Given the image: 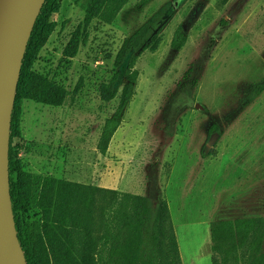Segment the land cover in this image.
Wrapping results in <instances>:
<instances>
[{
	"label": "rangeland",
	"instance_id": "obj_1",
	"mask_svg": "<svg viewBox=\"0 0 264 264\" xmlns=\"http://www.w3.org/2000/svg\"><path fill=\"white\" fill-rule=\"evenodd\" d=\"M173 16L145 52L134 96L105 156L98 142L119 99L103 85L126 37L156 12ZM87 0H61L33 71L69 92L60 107L25 100L19 158L45 176L169 205L183 264H212L214 222L264 217V0H129L113 22H86ZM186 43L172 47L179 27ZM74 46L76 50L74 51ZM216 125L218 132H211ZM39 219L38 210L31 212Z\"/></svg>",
	"mask_w": 264,
	"mask_h": 264
},
{
	"label": "trees",
	"instance_id": "obj_2",
	"mask_svg": "<svg viewBox=\"0 0 264 264\" xmlns=\"http://www.w3.org/2000/svg\"><path fill=\"white\" fill-rule=\"evenodd\" d=\"M86 22H113L129 0H87ZM152 0H142L147 5ZM61 0H46L33 29L23 60L12 116L10 185L18 237L28 264H183L168 202L160 195H136L45 176L39 188L24 170L17 139L21 136L25 100L60 107L69 92L33 71L41 49L57 25ZM173 16L169 5L156 12L126 37L115 61V74L102 89L106 103L119 99L115 113L103 125L98 151L105 156L122 125L139 71V58L155 52L161 33ZM186 33L179 27L172 47L180 50ZM76 47L74 46V51ZM264 92L252 88L250 99ZM214 125L211 132H218ZM38 210L39 219L31 212ZM212 264H264V217L214 222L210 227Z\"/></svg>",
	"mask_w": 264,
	"mask_h": 264
},
{
	"label": "water",
	"instance_id": "obj_3",
	"mask_svg": "<svg viewBox=\"0 0 264 264\" xmlns=\"http://www.w3.org/2000/svg\"><path fill=\"white\" fill-rule=\"evenodd\" d=\"M45 1L0 0V264H28L11 198L10 139L23 60Z\"/></svg>",
	"mask_w": 264,
	"mask_h": 264
},
{
	"label": "flooded vegetation",
	"instance_id": "obj_4",
	"mask_svg": "<svg viewBox=\"0 0 264 264\" xmlns=\"http://www.w3.org/2000/svg\"><path fill=\"white\" fill-rule=\"evenodd\" d=\"M182 27V26H181ZM184 28V27H183ZM138 30V29H137ZM185 30V29H184ZM186 33V32H185ZM175 35V34H174Z\"/></svg>",
	"mask_w": 264,
	"mask_h": 264
}]
</instances>
